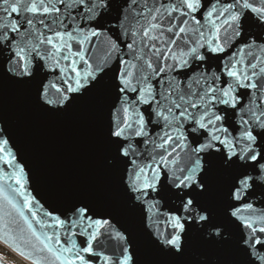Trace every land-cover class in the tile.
I'll list each match as a JSON object with an SVG mask.
<instances>
[{"label": "snow or ice", "instance_id": "6c2138e0", "mask_svg": "<svg viewBox=\"0 0 264 264\" xmlns=\"http://www.w3.org/2000/svg\"><path fill=\"white\" fill-rule=\"evenodd\" d=\"M115 3L0 0V86L34 87L48 113L107 104L106 206L78 199L46 213L52 224L37 223L59 230L43 238L19 213L40 245L28 255L34 264H191L200 241L219 249L211 264H264V209L252 202L259 193L264 204V0H121L113 16ZM6 133L0 126V153L15 160ZM225 187L226 224L216 222ZM0 196L16 209L2 186ZM122 212L127 227H117ZM137 232L151 257L137 251ZM102 237L119 256L96 250Z\"/></svg>", "mask_w": 264, "mask_h": 264}, {"label": "water", "instance_id": "95a60500", "mask_svg": "<svg viewBox=\"0 0 264 264\" xmlns=\"http://www.w3.org/2000/svg\"><path fill=\"white\" fill-rule=\"evenodd\" d=\"M120 3L121 0H116L113 16ZM228 54H221V58ZM217 63L219 62L213 61L212 67L216 68ZM106 123L107 104L102 110L76 105L63 113H48L37 106L34 87L10 84L0 86V126L7 129L8 150L15 156L13 160L7 152L0 153V157H3L0 159V186L3 187V195L16 205L15 210L10 209L3 196H0L4 212H11L10 216L0 212V216H4L0 220L1 243L34 263V258L28 253L34 251V244L36 247L40 245L30 236L27 224L19 213H23L37 234L43 238V234L50 235L59 230L54 226L42 227V223L52 224V218L46 213L52 212L55 215L64 212L78 199L94 200L101 209L106 206L108 198L100 195V192L114 182V178L104 173L101 167L100 136ZM21 166L24 169L22 174L19 173ZM17 175L20 176L23 188L16 183ZM224 192L226 187L218 197L216 222L226 224L223 217ZM25 196L32 200L31 209L24 204ZM259 199V193L252 198L257 213L264 209V204L256 202ZM33 212L36 213L35 217L32 216ZM117 220V227H127V213L122 212ZM21 229L24 231L21 232ZM229 230L231 231L230 226ZM61 239H64L63 234ZM77 239L79 241L81 238ZM134 240L142 258L152 256L154 250L146 246L142 233L137 232ZM101 242L104 247L97 248V251L119 256L117 241L102 237ZM16 245H19V249ZM232 250L235 259H242L234 241ZM217 255L219 249L196 241L191 247L189 260L191 264H199L201 259L207 258L211 264ZM0 264L9 263L0 256Z\"/></svg>", "mask_w": 264, "mask_h": 264}, {"label": "rangeland", "instance_id": "374dc122", "mask_svg": "<svg viewBox=\"0 0 264 264\" xmlns=\"http://www.w3.org/2000/svg\"><path fill=\"white\" fill-rule=\"evenodd\" d=\"M0 256H2L9 264H34L31 261L19 256L9 247L0 242Z\"/></svg>", "mask_w": 264, "mask_h": 264}]
</instances>
